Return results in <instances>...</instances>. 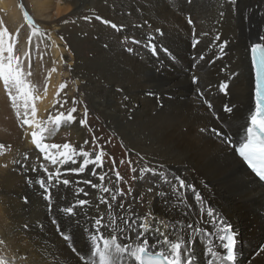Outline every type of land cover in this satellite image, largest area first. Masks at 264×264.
Wrapping results in <instances>:
<instances>
[{
  "label": "bare ground",
  "instance_id": "1",
  "mask_svg": "<svg viewBox=\"0 0 264 264\" xmlns=\"http://www.w3.org/2000/svg\"><path fill=\"white\" fill-rule=\"evenodd\" d=\"M31 4L39 30L25 23L17 0H0L12 29L19 31L23 27L34 37L43 36L53 58L52 68L46 67L47 79L41 93H35V116L31 109L28 119L31 123L23 124L19 138H15L17 131L13 124L16 116L10 114L9 105L0 96L3 114L0 119L11 120L3 139H15L8 152H0V261L3 264H100L98 256L89 259L91 241L85 230L94 231L93 218L99 216H104L108 223L109 205L100 204L103 196L111 204L117 224L119 217L129 211V205L133 219L151 213L157 219L175 221L183 217L186 223L200 224L206 234L193 237L194 243L189 247L196 264H207L211 259L205 254L208 248L223 251L216 242L211 221L203 223L208 219L206 212H201L192 192L182 190L188 207L176 200L165 179L158 175L163 172L172 183L178 184L175 176L180 175L194 184L206 198V206L214 208L231 224L237 234L235 264H264V254H258L264 249V186L243 163L237 162L240 158L222 150L218 141L200 132L201 128L224 125L234 139H244L249 116L255 110L249 49L264 35V0H237L235 6L231 0H31ZM70 16L74 19L65 20ZM97 16L116 24L117 29L97 20ZM189 16L201 41L195 49L193 25L187 23ZM157 28L162 30V35L156 32ZM217 34L228 46L223 58L213 65L208 60L215 59L219 53L215 45H209ZM150 35L156 37L158 55L145 47ZM133 39L140 43H133ZM201 54L206 57L204 61L198 59ZM63 60L69 62L67 67L71 65L64 72ZM225 66L226 70L221 71ZM66 73L74 81L69 93L79 88L120 141L122 178L117 181L112 173L106 172L104 162L102 168L96 169L98 174H105L103 186L110 189L109 193L82 182L91 180L101 184L98 175H92L93 164L79 175L66 174L69 169L79 167L82 156L75 157V164L69 161L53 165L44 159V153L36 152L39 149L33 143L32 133L36 132L42 143L40 120L55 109L59 84ZM193 76L198 78V85L192 83ZM221 81L228 83L229 94L219 91ZM198 87L205 92L203 98ZM123 96L128 100H123ZM205 100L212 104L211 109ZM226 104L233 107L232 113L224 112ZM72 127L77 141L82 142L86 138L85 128L79 121ZM86 150L89 159H94L96 154ZM39 164L48 172L59 167L60 180L71 181L67 187L61 183L51 188V212L43 199V190L34 182L37 178L47 182V173L32 171ZM126 167L129 170L124 171ZM144 167L155 169L157 175L141 176ZM148 187H153V193L147 192ZM79 188H84L88 195L77 196ZM159 191L166 193L168 203L165 197L155 195ZM118 192L123 195H117ZM112 195H117L115 201L111 200ZM78 199L89 203L77 207L71 219L59 211ZM121 203L124 208L120 207ZM185 212L190 215L184 216ZM53 218L73 235L78 253H73L68 247L70 242L62 239L57 226L51 223ZM111 228L109 225L104 230L108 238ZM154 228L155 224L146 237L150 243L163 239ZM134 238L135 234L129 232L118 242L135 246ZM79 254H85V260H80ZM117 264H126V258L117 260Z\"/></svg>",
  "mask_w": 264,
  "mask_h": 264
},
{
  "label": "snow or ice",
  "instance_id": "2",
  "mask_svg": "<svg viewBox=\"0 0 264 264\" xmlns=\"http://www.w3.org/2000/svg\"><path fill=\"white\" fill-rule=\"evenodd\" d=\"M233 6L236 5L237 0H231ZM235 11V8H234ZM223 17L224 13H220ZM25 19L28 24H32V20L28 18L27 13H25ZM97 20H100L102 23L108 25L110 24L113 29H117V25L111 23L108 20H104L101 17L97 16ZM189 25H193V41L192 47L195 49L200 43V39L197 36L194 28V22L189 16L187 19ZM123 26H120L122 29ZM119 30V29H118ZM156 32L162 35V30L157 28ZM6 30H0V79L3 80L4 86L6 89L14 88L16 92L23 96L26 100L29 98V92L27 90L28 86L23 80L24 73L20 67V61L17 57L13 56V48L11 44L5 46L4 37L6 35ZM204 35H207L206 33ZM156 37L150 35L148 37V43L145 47L151 49L153 55H158L157 45L155 43ZM133 43H140V41L133 39ZM215 45L218 49V55L215 59L208 60V63L215 64L216 60L222 59L225 55V50L228 46L227 41H221L219 34L216 35L215 39L212 41L211 47ZM161 50L166 54H169V50L161 46ZM128 51H132L131 48ZM250 55L252 66L255 69V90H254V99H255V110L251 112L248 120V125L246 127V137L243 140L234 139L233 134L224 126L221 127H211V128H201V133H207L209 138H213L215 141H218L220 145L223 146V149L231 151L232 154L240 159L237 160L238 163H246L247 167L251 169V172L255 173V176L259 178V181L264 182V35L260 36L257 42H254L250 45ZM7 53V56H4V53ZM172 59H175L172 57ZM199 60L204 61L206 57L201 54L198 57ZM226 70V66L221 71ZM192 83L198 85V78L196 76L192 77ZM63 87V85L61 86ZM212 86L209 85V88ZM219 91L225 95L229 94V85L226 81H221L218 85ZM121 89H117V92H120ZM197 91L201 98L204 97L205 92L200 90L199 87ZM151 94V93H150ZM10 99L13 100L15 106V101L18 98L17 96H12L11 93ZM123 100H128L127 96H123ZM75 103V101H73ZM205 103L208 104L209 109L212 108V104L205 100ZM224 112L232 113L233 107L229 105H224ZM76 109L72 108L67 115L64 113L59 114L55 117L54 123H59V121L66 119L69 122L75 120V117L72 115ZM215 115V113H213ZM32 115L35 116V110L33 109ZM87 109H85V119L80 120V124L83 126L87 123ZM50 119H52L50 117ZM24 124H30L27 118L23 121ZM42 129L41 131H45ZM33 143L36 148L44 153V159L50 160L53 165H64L71 161V163H77L75 157L82 156L83 162L80 163L78 168H72L68 170L66 174H75L79 175L84 173L89 164L95 165L92 168V175L97 176L101 181L100 185L93 183L91 180L82 181L84 184L90 185L93 189L100 188L103 193H109L110 189L103 186V181L105 180V174H98L97 168L103 167L102 152H98L94 159H89L90 153L83 150L81 146L80 151L72 148L68 143L63 145L57 144H42L40 139H37V133H32ZM88 141L85 140L84 144H87ZM95 143V138L93 139ZM61 148L63 149L61 151ZM49 149H56V153L53 154ZM43 171L47 173V182L43 178H40L36 182L39 184L40 189L43 190V199L48 202V210L52 211V195L51 188L56 185L63 184L64 186H69L71 181L69 179L60 180L62 175L60 168L57 167L55 172H48L47 168L43 165L41 166ZM162 167V166H161ZM32 171H36L35 168ZM135 172V169H133ZM145 173H152L154 176L157 175V172L153 168L144 167L141 169V176ZM158 175L165 179V182L169 185L171 189V194L176 197V200L180 204H184L185 207L188 205L185 202V193L182 190H187L193 193L194 200L200 205L201 212H206L208 219L204 220L203 223L207 224L211 221L213 226V234L216 236V242L219 243L222 252L214 247L208 248L206 255H210L211 259L207 261V264H235L236 261V244H237V234L232 229V226L228 221L219 213L216 212L214 208L208 205L206 198H204L200 191L196 189V186L186 179L182 178L180 175L175 176L177 183H172L171 180H167L163 172L158 173ZM121 176L119 173L116 175V180L119 181ZM55 180V184H53ZM31 184V181H29ZM79 183V181L77 182ZM203 183V181H201ZM204 187L207 188L208 185L204 183ZM148 193H153V187L147 188ZM84 196L88 195V192L84 188H79L76 195L80 194ZM117 195H123L122 192H118ZM117 195H112L111 200L115 201ZM159 197H165V203H168L166 198V193L164 191H159L155 193ZM25 199V203H27ZM88 200L78 199L72 206L62 207L59 211L71 219L75 214V209L77 207H84L88 205ZM100 204L109 205L108 213V223H105V217L99 216L93 218L92 229H86V233L90 235V256H98L100 264H117V260L125 259L126 264H196V258L190 251L189 245L194 243L193 237L197 234H206L205 229L200 224H194L192 222H185V219L182 217L175 221H167L164 219H157L153 214L148 213L145 216H136L133 219L134 212L131 211V206L129 205V211L125 213L124 216L119 217L120 224H117V216L111 211V204L106 197H100ZM121 208H124V204H120ZM99 210V209H98ZM190 215L189 212H185L184 216ZM53 225L57 226V231L65 242L68 243V247L73 253H78V250L74 244V237L71 233H67L60 226L59 221L55 218L51 220ZM155 224L154 231L159 233V236L163 239H157L155 243H150L147 239V234L150 230H153V225ZM112 226L110 238L106 237L104 230ZM134 233V244L133 243H120L118 242L121 236L126 235L127 233ZM171 237H174L172 239ZM87 239V237H86ZM131 239V238H130ZM102 244V247H101ZM149 248L157 249L159 251L155 252V256L158 259H154L152 256H147ZM264 254V249L261 250V253ZM80 260H85V254H79ZM0 264H3L0 261Z\"/></svg>",
  "mask_w": 264,
  "mask_h": 264
},
{
  "label": "rangeland",
  "instance_id": "3",
  "mask_svg": "<svg viewBox=\"0 0 264 264\" xmlns=\"http://www.w3.org/2000/svg\"><path fill=\"white\" fill-rule=\"evenodd\" d=\"M86 1L91 2L96 0ZM17 3L20 7L21 13L23 14L25 23L30 28L32 27L33 30H39V21L34 16L35 14L31 4V0H17ZM52 12L53 10L50 13ZM25 13H27L28 18L32 20L31 25H29L27 20L25 19ZM68 15H66V17H68ZM68 19L71 20L74 18L70 16L65 20ZM0 30H6L7 34L4 37L5 46L11 44L13 48V56L17 57L21 62L20 67L22 72L24 73L23 80L28 86L27 90L30 94L26 104V100L23 96H20L14 88L6 89L3 80L0 79V96L2 95V97L6 100L7 106L9 105L11 112L10 110L8 111L10 112V114L16 116L13 124L15 130L17 131L15 138H19L21 136V130L23 129V121L27 116V119H29L30 111L32 112L34 108L36 96L35 93H41V87H43V84H45L47 79V68L51 69L53 66V58L48 50L47 45L44 43L43 36H39V38L34 37L31 32L27 33V30L23 29V27L20 28L19 31L13 30L12 24L10 23V21H8L6 10L1 7ZM43 31H45L44 34L47 35L46 30L43 29ZM61 36L62 35L60 34V37ZM3 55L7 56V53L5 52ZM67 64H69L68 61H62L61 69H63V72L71 66L69 65V67H67ZM69 75V73H66L62 76L63 82H60L59 84V91L57 95V101L55 102V109L52 111L49 110L48 113L44 115V117H42L40 120L42 121L43 129H46L42 134V143L49 145H63L64 143H68L72 148L76 150L83 146L84 151H87L86 149H89L94 154L102 152V160L106 164L105 171L112 173L115 178L117 173H119V175L121 176L119 168L122 166L123 161L121 157L122 147L119 143V139L110 129L107 128L106 124L103 122V119L91 108L89 101L85 97H83L82 92L79 90V88H77V90H74L72 93H69L68 88L72 87L74 82ZM62 85L63 87H61ZM10 93L12 96L18 97L15 101V106L13 104V100L10 99ZM73 101H75V103H73ZM72 108L76 109V111L72 113V115L75 117L74 121L69 122L64 119L59 121L58 124L54 123V119L56 116L61 113H64L66 116ZM85 109H87V123L83 125V127L86 131V138L82 142H78L73 131L72 124H74V122L76 121L80 122V120L85 119ZM1 115L3 114L0 112V116ZM50 117L52 119H50ZM10 121L11 120L8 118L0 119V138L3 140L0 143V152L2 154L8 152L12 148V145L14 143L13 140H15L11 138L8 139V137L6 139H3L7 136L5 135V133L7 132V127L10 125ZM94 138L95 143H93ZM85 140L88 141L87 144H84ZM62 150L63 149L61 148V151ZM49 151L53 154L56 153V149H49ZM36 152H38L39 154L41 153L40 150H36ZM24 156L27 157V155L25 154ZM41 166L39 164V166H33L32 168H35L36 172H44ZM127 169L129 170V167H126L124 171H127ZM39 179L40 178H37L36 180H34V182L38 184L36 181Z\"/></svg>",
  "mask_w": 264,
  "mask_h": 264
}]
</instances>
